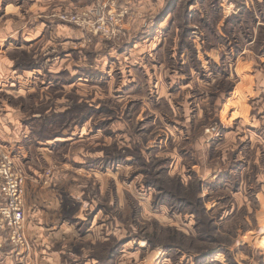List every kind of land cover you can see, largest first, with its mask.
<instances>
[{"label": "rangeland", "instance_id": "obj_1", "mask_svg": "<svg viewBox=\"0 0 264 264\" xmlns=\"http://www.w3.org/2000/svg\"><path fill=\"white\" fill-rule=\"evenodd\" d=\"M0 132V264H264V0H0Z\"/></svg>", "mask_w": 264, "mask_h": 264}, {"label": "built area", "instance_id": "obj_2", "mask_svg": "<svg viewBox=\"0 0 264 264\" xmlns=\"http://www.w3.org/2000/svg\"><path fill=\"white\" fill-rule=\"evenodd\" d=\"M1 151V148H0ZM26 178L9 154L0 152V232L7 233L12 244L25 240Z\"/></svg>", "mask_w": 264, "mask_h": 264}, {"label": "crops", "instance_id": "obj_3", "mask_svg": "<svg viewBox=\"0 0 264 264\" xmlns=\"http://www.w3.org/2000/svg\"><path fill=\"white\" fill-rule=\"evenodd\" d=\"M0 134H1V132H0ZM27 192V191H26Z\"/></svg>", "mask_w": 264, "mask_h": 264}]
</instances>
